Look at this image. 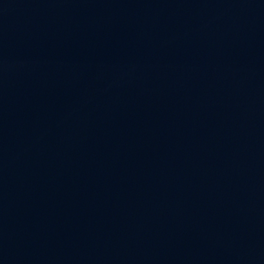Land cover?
<instances>
[{"label":"water","instance_id":"95a60500","mask_svg":"<svg viewBox=\"0 0 264 264\" xmlns=\"http://www.w3.org/2000/svg\"><path fill=\"white\" fill-rule=\"evenodd\" d=\"M0 264H264V0H0Z\"/></svg>","mask_w":264,"mask_h":264}]
</instances>
